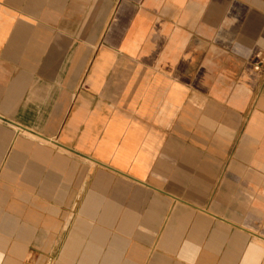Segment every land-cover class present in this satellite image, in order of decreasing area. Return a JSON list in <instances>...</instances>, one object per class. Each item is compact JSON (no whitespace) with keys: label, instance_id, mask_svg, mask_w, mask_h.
Wrapping results in <instances>:
<instances>
[{"label":"crops","instance_id":"1","mask_svg":"<svg viewBox=\"0 0 264 264\" xmlns=\"http://www.w3.org/2000/svg\"><path fill=\"white\" fill-rule=\"evenodd\" d=\"M0 264H264V0H0Z\"/></svg>","mask_w":264,"mask_h":264}]
</instances>
